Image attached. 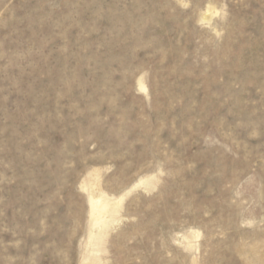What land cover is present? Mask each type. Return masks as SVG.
<instances>
[{"label": "rangeland", "instance_id": "374dc122", "mask_svg": "<svg viewBox=\"0 0 264 264\" xmlns=\"http://www.w3.org/2000/svg\"><path fill=\"white\" fill-rule=\"evenodd\" d=\"M0 264H264V0H0Z\"/></svg>", "mask_w": 264, "mask_h": 264}, {"label": "bare ground", "instance_id": "6f19581e", "mask_svg": "<svg viewBox=\"0 0 264 264\" xmlns=\"http://www.w3.org/2000/svg\"><path fill=\"white\" fill-rule=\"evenodd\" d=\"M91 197V196H90ZM99 199V198H98ZM91 198L92 216H93V227L98 229L99 233H92L90 238V245L93 248H101L104 239L107 235L106 229L108 228L109 222L108 215L111 209V203L101 198L99 200ZM114 208V207H112ZM113 214V213H112ZM115 214V213H114ZM86 261V260H85Z\"/></svg>", "mask_w": 264, "mask_h": 264}]
</instances>
